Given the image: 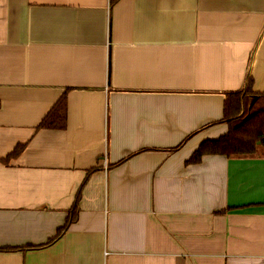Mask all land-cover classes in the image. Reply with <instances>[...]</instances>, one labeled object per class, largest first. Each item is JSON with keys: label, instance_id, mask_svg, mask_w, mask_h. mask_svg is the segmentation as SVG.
Listing matches in <instances>:
<instances>
[{"label": "crops", "instance_id": "crops-1", "mask_svg": "<svg viewBox=\"0 0 264 264\" xmlns=\"http://www.w3.org/2000/svg\"><path fill=\"white\" fill-rule=\"evenodd\" d=\"M249 73L264 0H0V264H264V146L188 163Z\"/></svg>", "mask_w": 264, "mask_h": 264}, {"label": "trees", "instance_id": "trees-1", "mask_svg": "<svg viewBox=\"0 0 264 264\" xmlns=\"http://www.w3.org/2000/svg\"><path fill=\"white\" fill-rule=\"evenodd\" d=\"M114 1L112 0L113 3ZM247 79L245 90L225 94L223 122L229 127L228 134L218 140L202 143L188 163H199L207 155L251 156L256 153L258 145L264 146V95L253 92L251 73L248 74ZM66 127L67 101L66 95H63L43 119L39 129L64 130ZM22 151L23 148L19 147L12 155L17 156ZM79 200L80 194L77 196L64 226L58 230L56 236L49 243L59 239L77 220Z\"/></svg>", "mask_w": 264, "mask_h": 264}, {"label": "water", "instance_id": "water-1", "mask_svg": "<svg viewBox=\"0 0 264 264\" xmlns=\"http://www.w3.org/2000/svg\"><path fill=\"white\" fill-rule=\"evenodd\" d=\"M263 142H264V140H263Z\"/></svg>", "mask_w": 264, "mask_h": 264}]
</instances>
